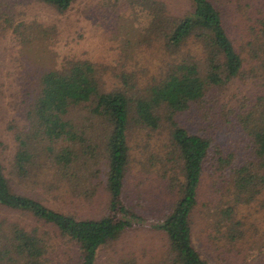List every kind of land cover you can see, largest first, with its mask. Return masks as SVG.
I'll list each match as a JSON object with an SVG mask.
<instances>
[{
    "label": "trees",
    "instance_id": "obj_1",
    "mask_svg": "<svg viewBox=\"0 0 264 264\" xmlns=\"http://www.w3.org/2000/svg\"><path fill=\"white\" fill-rule=\"evenodd\" d=\"M40 1L59 13L75 2ZM126 1L135 15L146 20L140 28L142 41L126 40V46L158 41L172 58L140 89L126 88L130 80L123 75V88L104 90L98 70L89 61L68 62L59 69L43 71L34 81L28 105L29 128L23 138L17 137L19 147L10 164V172L20 178L38 177L45 170L54 173L65 181L72 196L88 199L103 187L107 195L103 214L99 218L68 215L49 208L40 199L13 191L1 159L0 209L53 228L77 250V264H95L102 248L138 229L165 237L169 256L163 264H209L192 239V215L203 174L207 168L224 166L220 182L226 186V199L211 212L219 215L217 233L221 235L227 227L226 234L231 237H225V241L235 242L231 234L236 226H242L239 220L234 222L235 210L264 195V98H257L246 112L245 107L237 111V126L248 149L245 155L227 153L224 157L213 138L177 126L173 117L194 104H203L210 89L222 87L242 71L243 61L227 34L222 8L212 0H187L188 9L173 15L157 0ZM256 23L257 39L264 51L262 12ZM131 26L133 35L136 26ZM76 108L86 110L89 121L99 125L102 139L90 138L84 125L76 126L69 117ZM165 116L173 124L168 159L153 155L151 160L157 161L153 167L161 164L157 176L175 195V201L169 210L151 216L144 213L146 206L139 189L129 185L134 161L130 138L134 131H156ZM99 177L102 181L97 185ZM5 224L0 225V264H52L37 228L27 230L8 221Z\"/></svg>",
    "mask_w": 264,
    "mask_h": 264
},
{
    "label": "rangeland",
    "instance_id": "obj_2",
    "mask_svg": "<svg viewBox=\"0 0 264 264\" xmlns=\"http://www.w3.org/2000/svg\"><path fill=\"white\" fill-rule=\"evenodd\" d=\"M157 1L165 3L173 15L188 9L187 0ZM212 1L222 8L227 34L243 61L242 71L222 87L210 89L203 104L192 105L187 112L173 117V122L191 133L213 138L224 157L227 153L245 155L248 149L237 126V111L245 107L246 112L257 98H264V51L257 39L256 23L261 12L264 14V0ZM145 22L126 0H75L63 13L40 0H0V159L13 191L40 199L49 208L68 215L99 218L103 214L107 202L103 187L88 199L72 196L65 181L54 173L45 170L38 177L20 178L10 172V164L19 147L17 137L23 138L29 128L28 105L34 81L43 71L59 69L68 62L89 61L98 70L102 88L108 91L125 86L123 75L130 80L126 88L140 89L161 72L172 57L158 41L126 46V40L142 41L140 28ZM131 24L136 26L133 35ZM69 117L76 126L84 125L90 138L102 139V129L89 121L86 110L76 108ZM171 128L173 124L165 116L156 131H134L130 138L134 161L129 185L139 189L146 215H159L175 201V195L157 176L161 164L153 167L157 161L151 160L153 155L168 159ZM220 167L207 168L203 174L192 215L193 245L209 264H264V195L235 210L234 222L239 220L242 225L231 234L235 242L225 241V237H231L226 234L227 227L221 235L217 233L219 215L211 210L226 199V186L220 182L224 166ZM99 178L97 185L102 181ZM7 221L27 230L37 228L52 264H77V250L53 228L36 224L18 212L0 209V225ZM167 250L161 233L138 229L102 248L95 264H163L169 256Z\"/></svg>",
    "mask_w": 264,
    "mask_h": 264
}]
</instances>
